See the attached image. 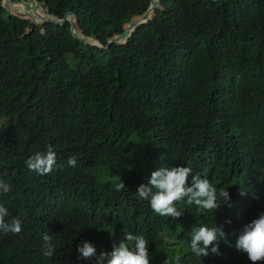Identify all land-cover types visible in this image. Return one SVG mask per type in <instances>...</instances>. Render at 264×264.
Here are the masks:
<instances>
[{"label": "trees", "instance_id": "16d2710c", "mask_svg": "<svg viewBox=\"0 0 264 264\" xmlns=\"http://www.w3.org/2000/svg\"><path fill=\"white\" fill-rule=\"evenodd\" d=\"M36 1L55 16L72 10L102 43L146 9V0ZM28 24L0 0V179L12 185L0 204L22 220L19 234L0 232V264H93L77 245L99 255L124 233L144 235L150 264H252L234 243L264 210V0H160L149 27L107 49L74 38L69 22L25 33ZM47 145L56 168L29 171L24 161ZM168 166L190 167L230 202L197 215L179 201L176 219L154 213L135 190ZM199 224L222 228L217 253H192Z\"/></svg>", "mask_w": 264, "mask_h": 264}, {"label": "clouds", "instance_id": "9594fccd", "mask_svg": "<svg viewBox=\"0 0 264 264\" xmlns=\"http://www.w3.org/2000/svg\"><path fill=\"white\" fill-rule=\"evenodd\" d=\"M28 170L38 175L50 174L57 166L56 152L52 145H47L44 152H36L25 161ZM77 158L70 156L67 160L69 166H76ZM189 177L191 185H188ZM119 180V178H118ZM116 190H122L126 186L119 180L115 185ZM12 185L4 179H0V195L11 192ZM138 199L149 202L151 210L163 217L179 218L182 209L176 207V203L183 201L185 204L195 205L197 215L204 212H212L218 209L222 203H229L230 196L225 188L214 186L209 179L202 178L199 174H193L188 166L158 167L152 171L147 182L136 187ZM243 194V193H241ZM180 209V210H178ZM102 229V228H101ZM104 230V229H102ZM22 231V220L19 216H10L8 208L0 204V232L4 234H19ZM110 235L112 231H107ZM190 237V249L198 257L207 256L211 246V252H218V241L224 239L225 234L221 227H208L205 224L192 225L188 233ZM43 255L51 257L55 246L51 243L52 236L49 233L42 235ZM148 244L144 235L124 233V239L112 245L111 251H101L97 255L95 246L85 240L77 245L76 251L80 259L93 260V264H150ZM234 247L237 252L247 254L252 264L264 261V210L256 217L245 223L236 236ZM169 264V259L164 261ZM173 264H180V257L176 256Z\"/></svg>", "mask_w": 264, "mask_h": 264}, {"label": "water", "instance_id": "95a60500", "mask_svg": "<svg viewBox=\"0 0 264 264\" xmlns=\"http://www.w3.org/2000/svg\"><path fill=\"white\" fill-rule=\"evenodd\" d=\"M14 1L24 3V9L29 8V2L38 4L40 7L46 10V15L42 20L37 21L35 19H28L23 13H13L11 11V3ZM1 5L12 15L25 18L29 20L27 27V32H29L34 24H44V23H54V24H64L69 22L70 32L74 38H77L86 45L95 46L100 49H107L112 44L117 45H127L128 39L132 36L139 28L149 27L150 21L155 16V10L160 7V0H146V9L142 14L133 16L128 22L123 25L122 31L120 33H115L108 37L106 43L100 42L98 39L92 36L86 35L79 27L78 19L76 14L72 10H66L62 17L55 16L47 12L44 2H38L36 0H1ZM44 31V30H42Z\"/></svg>", "mask_w": 264, "mask_h": 264}, {"label": "bare ground", "instance_id": "6f19581e", "mask_svg": "<svg viewBox=\"0 0 264 264\" xmlns=\"http://www.w3.org/2000/svg\"><path fill=\"white\" fill-rule=\"evenodd\" d=\"M31 4L37 5V6H39V5L36 4V3H33V2H29V8H28V10L30 9L31 11H33L34 14H35L34 16H30L28 14H25V13L22 12V9L16 8L15 5H23L24 6V3H22V2L14 1L13 3H11V11L13 13H23L25 15V17H27L28 19H35L36 22L37 21H40V19L42 20V18H44L45 15L42 12H40L39 9L33 7Z\"/></svg>", "mask_w": 264, "mask_h": 264}, {"label": "rangeland", "instance_id": "374dc122", "mask_svg": "<svg viewBox=\"0 0 264 264\" xmlns=\"http://www.w3.org/2000/svg\"><path fill=\"white\" fill-rule=\"evenodd\" d=\"M10 124L9 121H6V122H2V125H1V129H6V127Z\"/></svg>", "mask_w": 264, "mask_h": 264}]
</instances>
